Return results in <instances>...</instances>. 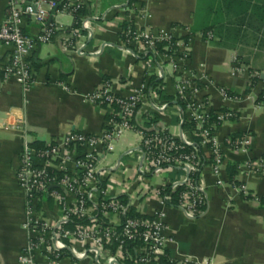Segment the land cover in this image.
I'll list each match as a JSON object with an SVG mask.
<instances>
[{
  "label": "crops",
  "instance_id": "0c3cea01",
  "mask_svg": "<svg viewBox=\"0 0 264 264\" xmlns=\"http://www.w3.org/2000/svg\"><path fill=\"white\" fill-rule=\"evenodd\" d=\"M81 1L82 18L89 20L90 29L82 33L75 51L65 52L62 45L75 19L69 13L51 11L50 22L59 32L48 43L37 45L30 57L34 82L28 89L15 78L3 77L11 50L0 45V264H21V252L34 238L24 226L28 197L17 182L25 146L42 148L73 132L99 135L111 115L108 108L91 101L94 91L108 82L115 95L126 97L152 79L172 101L157 92L150 95L135 117L137 127L149 126L146 120L153 118L161 131L195 142V133L185 127V122H192L191 113L177 104L180 85H188L191 98L206 103L212 112L233 114L216 130L224 157L220 175L215 177L206 167L200 177L205 211L192 218L165 201V189L181 184L186 175L178 169L142 172V139L135 130L123 132L109 149L97 153L99 175L89 205L97 213L104 177L113 176V198L125 200L131 211L142 216H164L166 245L154 264H264V174L247 170L248 163L264 155V83L256 77L264 75V0H217L221 7H229L220 13L222 23L212 31L195 33L191 29L199 0ZM6 13L7 1L0 0V26ZM126 17L140 29L177 31L189 52L179 64L181 70L174 71L164 58L126 48L120 34ZM23 32L36 37L41 26L27 18ZM234 58L244 72L232 76ZM153 104L167 108L156 113ZM125 135H131L135 144L123 140ZM245 136L253 138L249 151L236 152L229 140ZM73 168L69 165L70 171ZM65 195L67 203L74 201V195ZM33 206L51 223L61 217V204L48 196ZM107 222L120 224L114 215ZM37 261L48 264L41 254ZM61 264L98 263L92 257L81 261L65 255Z\"/></svg>",
  "mask_w": 264,
  "mask_h": 264
},
{
  "label": "built area",
  "instance_id": "2783aa9c",
  "mask_svg": "<svg viewBox=\"0 0 264 264\" xmlns=\"http://www.w3.org/2000/svg\"><path fill=\"white\" fill-rule=\"evenodd\" d=\"M7 13L0 26V45L11 50L9 61L2 72L5 79L15 78L28 89L34 82L30 57L39 44L51 41L59 29L50 21L51 11L60 10L69 13L75 19V25L66 33L62 45L65 52L75 51L82 33L89 30V20L78 16L83 10L81 0H6ZM78 16V17H77ZM27 18H33L40 26L41 32L36 37L24 34L23 28ZM175 30L169 33L156 32L152 29H140L133 25L128 17L123 19L120 28L122 43L126 48L141 52L147 57L164 58L174 71L181 70L179 64L189 57L188 44L176 36ZM212 38L211 34H207ZM159 44H166V54L157 50ZM232 76L244 70L236 58L233 59ZM263 80L264 75L256 74ZM188 85L178 88L181 100L191 113L192 122L196 123L195 136L200 137L199 144L184 142L163 132L153 124V118L146 120L148 125H135V117L140 106L156 91L151 90L149 83H144L129 96H117L108 82L103 83L91 95V101L110 110L107 128L99 135L68 133L63 141L55 142L42 148L26 145L17 170V182L28 197V208L25 228L34 234V238L23 249L19 256L21 264H39L37 255L41 254L48 264H61L65 255L78 260L92 257L98 264H154L166 245V224L162 214L150 219L139 220L131 217V206L123 199L111 196L113 176L104 177L105 187L99 190L98 210L89 205L91 190L96 184L99 168L97 153L109 149L125 131H138L141 136V153L146 174L160 173L169 170H181L186 177L181 184L168 187L169 193L164 196L167 203L172 195L178 193L177 207L187 216L195 218L205 211L207 200L200 184L202 171L209 167L218 177L224 165L221 144L216 137L218 127L204 128L211 110L206 103L195 102L188 94ZM153 111L160 113L166 110V104H153ZM218 126L233 117L231 113H214ZM253 141L252 137L229 140V145L236 151L247 153ZM183 142L192 147L189 153L184 152ZM211 161L206 165V162ZM69 165H73L70 171ZM248 171L264 174V155L258 161L247 165ZM245 195L246 187L241 188ZM74 195L72 203H67L66 195ZM50 197L61 204V217L51 223L46 217L37 213L33 203L41 197ZM118 217L120 224L114 226L107 222L109 216ZM76 220L75 223L72 221ZM118 243L113 251L111 246ZM128 247H132L130 254ZM177 264H188L179 262Z\"/></svg>",
  "mask_w": 264,
  "mask_h": 264
},
{
  "label": "trees",
  "instance_id": "16d2710c",
  "mask_svg": "<svg viewBox=\"0 0 264 264\" xmlns=\"http://www.w3.org/2000/svg\"><path fill=\"white\" fill-rule=\"evenodd\" d=\"M209 3L205 4L203 0H199V4L197 6V11H196V15H195V24L193 26V28L191 29V31L193 33L197 32V31H203V32H209L214 30L215 28H217V26H219L220 23H222V21H220V13L223 10H226L227 8L225 7H221L220 5L216 4L217 0H208ZM249 9V7L247 8ZM246 9V10H247ZM255 9V8H254ZM83 15V10L79 12L78 16H82ZM77 16V17H78ZM77 27V25H75ZM167 47L166 44H159L157 46V50L161 53L166 54L165 48ZM149 87L151 88V90H155L158 94L162 95V97L167 100V101H172V99L170 97L164 96L163 92L160 91V89L158 90L157 88H161L160 83L155 80L152 79L151 82L149 83ZM177 104H179L180 107L184 108L185 105L181 100L177 101ZM215 112H212L210 114L209 119L205 122L204 124V128L207 127H218V122H217V117L214 114ZM185 127H188L191 131L196 132V123L194 122H185ZM201 141L200 137L195 136V143L199 144ZM181 144L184 147V152L189 153L192 151V147L186 146L183 142H181ZM211 161H207V164H210ZM184 190V186H180V188L172 195V201L169 203L171 206L177 207L178 204V193ZM169 193V189L168 191H164L163 192V197L166 196ZM131 217L134 219H141V220H146V219H150L148 217L142 216L134 211L131 212ZM73 223L76 222V220L72 221ZM118 247V243H114L113 246H111L110 249H112L113 251H115ZM128 251L130 252V254H134L133 253V249L132 247H128ZM126 264H134L132 261H126Z\"/></svg>",
  "mask_w": 264,
  "mask_h": 264
},
{
  "label": "rangeland",
  "instance_id": "374dc122",
  "mask_svg": "<svg viewBox=\"0 0 264 264\" xmlns=\"http://www.w3.org/2000/svg\"><path fill=\"white\" fill-rule=\"evenodd\" d=\"M68 18V17H67ZM172 68V67H171ZM128 139V141H131L132 143H134L135 144V139L131 136V135H125V136H123V140H125V139ZM109 159H111V160H114V158L113 157H109Z\"/></svg>",
  "mask_w": 264,
  "mask_h": 264
}]
</instances>
